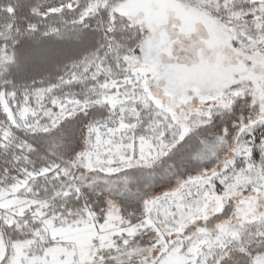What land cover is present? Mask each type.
I'll use <instances>...</instances> for the list:
<instances>
[{
    "label": "snow or ice",
    "instance_id": "6c2138e0",
    "mask_svg": "<svg viewBox=\"0 0 264 264\" xmlns=\"http://www.w3.org/2000/svg\"><path fill=\"white\" fill-rule=\"evenodd\" d=\"M0 264H264V0H0Z\"/></svg>",
    "mask_w": 264,
    "mask_h": 264
}]
</instances>
